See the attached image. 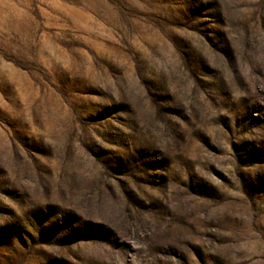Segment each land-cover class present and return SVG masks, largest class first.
<instances>
[{"label":"rangeland","instance_id":"1","mask_svg":"<svg viewBox=\"0 0 264 264\" xmlns=\"http://www.w3.org/2000/svg\"><path fill=\"white\" fill-rule=\"evenodd\" d=\"M0 264H264V0H0Z\"/></svg>","mask_w":264,"mask_h":264}]
</instances>
